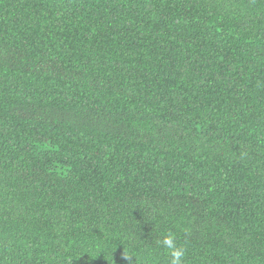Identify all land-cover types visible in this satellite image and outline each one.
<instances>
[{
  "label": "trees",
  "instance_id": "obj_1",
  "mask_svg": "<svg viewBox=\"0 0 264 264\" xmlns=\"http://www.w3.org/2000/svg\"><path fill=\"white\" fill-rule=\"evenodd\" d=\"M264 264V0H0V264Z\"/></svg>",
  "mask_w": 264,
  "mask_h": 264
},
{
  "label": "clouds",
  "instance_id": "obj_2",
  "mask_svg": "<svg viewBox=\"0 0 264 264\" xmlns=\"http://www.w3.org/2000/svg\"><path fill=\"white\" fill-rule=\"evenodd\" d=\"M157 243L168 250L167 254L170 256L169 264H183L185 249L176 244V237L173 233H166L163 239L158 240Z\"/></svg>",
  "mask_w": 264,
  "mask_h": 264
}]
</instances>
